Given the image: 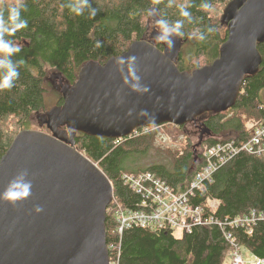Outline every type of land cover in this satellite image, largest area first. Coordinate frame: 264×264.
<instances>
[{"label":"trees","instance_id":"obj_1","mask_svg":"<svg viewBox=\"0 0 264 264\" xmlns=\"http://www.w3.org/2000/svg\"><path fill=\"white\" fill-rule=\"evenodd\" d=\"M229 1L89 0L96 9V15L90 17L87 10L80 16L72 13L67 5L73 0H0V13L5 17L9 6L24 4L26 10L22 17L28 22L27 28L6 37L21 48L11 59L23 63L19 64L20 75L14 87L0 90V157L20 130L31 128L32 116L44 108L49 70L59 74L65 83L72 84L84 63L95 60L104 63L120 55L133 40L146 36L151 39L148 20H154L151 14L154 7L156 28L160 19L170 23L185 21L181 36L184 47L175 63L180 71L190 72L218 57L220 45L227 36L221 15ZM181 4L188 5L191 23L180 16ZM209 28L214 31L209 33ZM197 30L205 34V40L192 35ZM153 40L162 48L161 41ZM257 47L262 57L259 69L244 77L235 104L227 111L205 112L192 122L207 135L202 144L246 139L242 114L264 120V42ZM61 101L60 94L56 106ZM167 124L138 127L126 137L112 139L75 132L73 142L108 177L116 200L124 207L135 208L140 196L124 184L123 174L150 172L179 192L188 188L203 164L201 148L196 151L195 158L190 142L181 154L176 149H164L157 144L156 127ZM40 127L39 130L49 131L45 124ZM206 197L220 201L213 217L222 226L212 221L209 225H196L189 232L131 226L119 235L116 234L114 216L108 209L104 220L106 248L112 244L119 246L117 264H223L229 247L225 233H231L230 236L250 255L264 260L263 159L238 150L215 169L210 183L195 190L191 203L202 205ZM251 211L256 219L250 225L230 227L228 224L233 218ZM258 214L262 217H257ZM108 253L111 259L110 248Z\"/></svg>","mask_w":264,"mask_h":264},{"label":"water","instance_id":"obj_2","mask_svg":"<svg viewBox=\"0 0 264 264\" xmlns=\"http://www.w3.org/2000/svg\"><path fill=\"white\" fill-rule=\"evenodd\" d=\"M151 14V39L133 40L104 63H84L72 84L57 74L62 103L40 123L49 131L20 130L0 157V193L25 170L31 181L26 198L0 199V264H109L104 220L112 185L76 148L74 133L112 139L138 127L192 123L205 112L230 109L244 77L258 71L264 0H230L221 15L227 36L218 57L190 72L175 63L181 36L169 37L171 48L155 44L154 7Z\"/></svg>","mask_w":264,"mask_h":264},{"label":"built area","instance_id":"obj_3","mask_svg":"<svg viewBox=\"0 0 264 264\" xmlns=\"http://www.w3.org/2000/svg\"><path fill=\"white\" fill-rule=\"evenodd\" d=\"M244 121L245 132L248 135L246 139L220 141L203 147L201 150L203 164L188 188L183 191H175L169 184L150 172H141L136 175L123 174L124 184L140 198L135 208H128L122 206L112 196L107 210H110L116 221V234L120 235L123 229L131 226L155 231L167 229L173 232H189L196 225H209L212 221L222 226V223L213 217V212L220 203L218 199L206 197L202 205H193L191 198L195 190H201L206 183L212 181L215 169L228 161L238 150L253 153L264 161V120L245 118ZM257 217L260 218L262 215L258 214ZM255 219L256 215L251 211L233 218L228 224L230 227L250 225ZM230 234L225 233L229 244L226 252L229 264H244L241 256L242 247ZM109 248L112 254L109 263L117 264L119 246L112 244Z\"/></svg>","mask_w":264,"mask_h":264},{"label":"clouds","instance_id":"obj_4","mask_svg":"<svg viewBox=\"0 0 264 264\" xmlns=\"http://www.w3.org/2000/svg\"><path fill=\"white\" fill-rule=\"evenodd\" d=\"M69 10L77 16L83 15L85 10L88 11L90 17L96 15V9L91 6L89 0H73V2L67 5ZM180 16L184 17L189 23L192 22L191 13L188 11V5H179ZM26 10V7L22 3H16L7 8V16L5 17L0 13V90H10L14 87V82L19 78V64L23 61L14 62L11 57L15 53H19L21 48L18 43L6 37L13 36L15 33L21 29L28 27V22L22 17V12ZM184 20H177L170 23L166 19H160L159 24V34L157 35V40L166 42L168 47L174 46V42L169 37L172 35L183 36L182 31ZM209 33L213 32L214 29H207ZM192 35L198 40H205L206 36L203 32L192 33ZM97 47L100 46V42L97 41ZM27 171L19 173L14 177L8 184L7 188L3 193H0V199L15 203L27 196L31 195V181L25 179ZM43 209L41 206H35V211L37 213L41 212Z\"/></svg>","mask_w":264,"mask_h":264},{"label":"rangeland","instance_id":"obj_5","mask_svg":"<svg viewBox=\"0 0 264 264\" xmlns=\"http://www.w3.org/2000/svg\"><path fill=\"white\" fill-rule=\"evenodd\" d=\"M152 22H153L152 18H149L148 24H149L150 30L148 34L151 32V26H153ZM156 29L160 30L159 25H157ZM181 47H184L183 43ZM46 76H47V79L45 82V85H46L45 89H47V94L45 96V102H44L45 105L43 109H41L37 114L32 116L30 127L33 129L41 128L40 123L43 120V117H45L44 115L56 107L57 100L61 94V91H60L61 82H60L59 75L49 70ZM262 98H264V92L262 94ZM245 118H248V117L245 114H242L241 115L242 121H244ZM194 124L195 123H191V122L187 123L185 124L184 128L177 127L176 125H173L170 123L164 126L156 127L157 144L163 147L164 149H167V148L176 149L178 150L179 154L183 152L182 150H184L187 147L189 142L193 149V147L196 146L195 144H197L199 141L203 142L204 138L205 139L207 138L206 133L199 127L194 126ZM202 142L196 147L197 149L196 151H198L200 148L202 150L204 146L209 145L206 142L202 144ZM201 144L202 146H200ZM241 253H242L241 256L243 257L245 264H253V258H252L254 257L253 255H250V253L244 248L241 249ZM228 261L229 260L226 258L224 261V264H228ZM259 261H260L259 263L255 262V264H264L263 260H259Z\"/></svg>","mask_w":264,"mask_h":264},{"label":"crops","instance_id":"obj_6","mask_svg":"<svg viewBox=\"0 0 264 264\" xmlns=\"http://www.w3.org/2000/svg\"><path fill=\"white\" fill-rule=\"evenodd\" d=\"M226 258L229 260V258L226 256ZM253 258V264H255V262L259 263L260 261L258 259H256L255 257H252ZM224 264V262H223ZM228 264H229V261H228ZM245 264V263H244Z\"/></svg>","mask_w":264,"mask_h":264}]
</instances>
